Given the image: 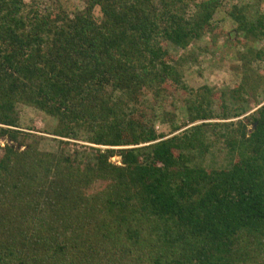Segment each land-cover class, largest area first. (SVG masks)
<instances>
[{"label":"trees","instance_id":"1","mask_svg":"<svg viewBox=\"0 0 264 264\" xmlns=\"http://www.w3.org/2000/svg\"><path fill=\"white\" fill-rule=\"evenodd\" d=\"M81 1L0 0V264H264L262 0ZM205 36L232 89L186 84Z\"/></svg>","mask_w":264,"mask_h":264},{"label":"rangeland","instance_id":"2","mask_svg":"<svg viewBox=\"0 0 264 264\" xmlns=\"http://www.w3.org/2000/svg\"><path fill=\"white\" fill-rule=\"evenodd\" d=\"M62 2L68 8L71 5H83L81 0H62ZM259 8L264 12V0L261 1ZM97 14L98 10H96ZM222 26L225 30H230L231 24L228 21H224ZM208 42L209 37L205 36L201 41L193 42L190 45L189 51H192V55L182 70L186 84L192 89H197L201 86L216 89H232L235 85L239 84L243 74L242 59H239L238 55V52H242L243 46H240V44L235 46L230 37H221L217 43V50H215L217 52L211 55L207 51L199 50V48L206 46ZM249 70L259 78L255 83L254 81H249V84L252 82L253 84L259 85L256 98L251 97L249 99V113H251L255 110L257 103L264 100V62L253 60L249 64ZM18 110L21 116L20 127L23 129L33 127L49 131L55 123L54 120L53 123L52 119L44 114L36 112L33 109H28L23 105H19ZM159 126L163 132L169 133L168 126ZM43 146L51 150L55 148V145L51 144V142Z\"/></svg>","mask_w":264,"mask_h":264},{"label":"water","instance_id":"3","mask_svg":"<svg viewBox=\"0 0 264 264\" xmlns=\"http://www.w3.org/2000/svg\"><path fill=\"white\" fill-rule=\"evenodd\" d=\"M255 127V124H254V126H253V128Z\"/></svg>","mask_w":264,"mask_h":264}]
</instances>
